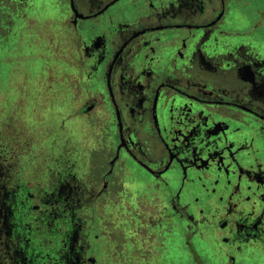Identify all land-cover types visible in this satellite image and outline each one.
<instances>
[{
  "label": "flooded vegetation",
  "instance_id": "1",
  "mask_svg": "<svg viewBox=\"0 0 264 264\" xmlns=\"http://www.w3.org/2000/svg\"><path fill=\"white\" fill-rule=\"evenodd\" d=\"M52 1L67 53L50 57L42 31L35 60L55 73L35 76L63 134L42 147L8 113L0 264H264V7ZM241 7L256 16L239 25Z\"/></svg>",
  "mask_w": 264,
  "mask_h": 264
},
{
  "label": "rangeland",
  "instance_id": "2",
  "mask_svg": "<svg viewBox=\"0 0 264 264\" xmlns=\"http://www.w3.org/2000/svg\"><path fill=\"white\" fill-rule=\"evenodd\" d=\"M90 1L98 6L108 0ZM247 1L252 2V4L255 3L254 5L259 4V7L262 9L264 7V1ZM52 4V0H0V143L2 141L5 142L8 138V133L10 134V129L13 128L10 122L12 120L15 128L25 129L26 132L28 130V135L33 137L36 143L42 147L47 146L49 143L48 137H46L47 130L54 132L55 135L57 131L58 135L63 134V131L60 132L56 125L57 118L55 112L40 108L41 106L45 108L46 104L42 97L44 95L41 94L42 89L38 86V78L35 76L38 73L45 74L46 79H49L55 73L47 69L45 72H41L39 70V66L41 65L35 60L37 57L35 55H37L39 50L34 43L37 42V38L41 35L42 31H45L47 51L52 52V56L50 57L63 56L67 53V49L57 44L55 45L56 40L52 38L53 32L58 33V31L61 32L64 29L63 15ZM239 10L246 11L244 12L245 15L240 13L244 18L243 22L238 18L240 20L239 25L247 21L249 22L253 16V14L248 15L251 9L241 7ZM116 14L118 13L114 12L113 15L115 16ZM253 20L254 23L264 21L262 18L260 20L255 18ZM30 37L32 39V45H30V57L32 61H25L28 57L26 50L28 49L27 46H29L27 41ZM56 104L53 99L49 105H51L52 109H55ZM8 113L11 114L12 120L8 116ZM69 126L76 131L75 134L78 137L82 138V127L78 123H70V125L68 124ZM68 127H64V131ZM36 132L38 133V138L34 136ZM77 135H75L76 140L78 139ZM0 148H4L7 151V146H0ZM5 150L4 152L6 153ZM51 152L52 154L48 153V158L53 159L54 150ZM43 154L46 155L47 152H43ZM130 172L133 176L135 175V178L140 175L134 165L130 167ZM26 180H28L31 187H34L37 183L45 187L47 183L45 177L35 174L28 175ZM131 186L137 187V180L136 182L131 181ZM86 198L87 194L84 195L82 200ZM96 213L100 214L102 211L97 210ZM76 214L80 219V223H84L80 232V235L83 237V234L87 233L90 228L91 208L87 205H82L76 211ZM42 230L44 231V229L38 228L40 233ZM96 231L99 235H102L103 225L100 224ZM81 241L84 243L88 241V236H85Z\"/></svg>",
  "mask_w": 264,
  "mask_h": 264
}]
</instances>
